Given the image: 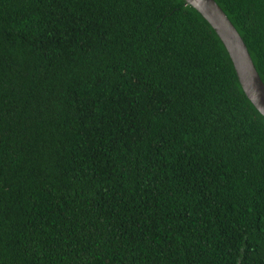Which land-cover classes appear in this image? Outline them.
I'll return each instance as SVG.
<instances>
[{
	"label": "trees",
	"instance_id": "16d2710c",
	"mask_svg": "<svg viewBox=\"0 0 264 264\" xmlns=\"http://www.w3.org/2000/svg\"><path fill=\"white\" fill-rule=\"evenodd\" d=\"M264 82V0H215ZM0 264H264V116L185 0H0Z\"/></svg>",
	"mask_w": 264,
	"mask_h": 264
},
{
	"label": "water",
	"instance_id": "95a60500",
	"mask_svg": "<svg viewBox=\"0 0 264 264\" xmlns=\"http://www.w3.org/2000/svg\"><path fill=\"white\" fill-rule=\"evenodd\" d=\"M213 27L225 45L241 86L256 109L264 116V82L244 39L215 0H185Z\"/></svg>",
	"mask_w": 264,
	"mask_h": 264
}]
</instances>
